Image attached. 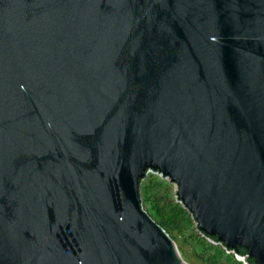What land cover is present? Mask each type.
<instances>
[{
    "label": "water",
    "instance_id": "water-1",
    "mask_svg": "<svg viewBox=\"0 0 264 264\" xmlns=\"http://www.w3.org/2000/svg\"><path fill=\"white\" fill-rule=\"evenodd\" d=\"M149 168L264 264V0H0V264H188Z\"/></svg>",
    "mask_w": 264,
    "mask_h": 264
},
{
    "label": "trees",
    "instance_id": "trees-1",
    "mask_svg": "<svg viewBox=\"0 0 264 264\" xmlns=\"http://www.w3.org/2000/svg\"><path fill=\"white\" fill-rule=\"evenodd\" d=\"M139 183L140 205L142 209L159 227L163 228L171 238L172 236L170 233H172V231L176 230L178 233H183L194 224L195 228L198 230L193 214L183 207L181 203L173 200L168 182L155 177H147ZM199 234L202 235L201 232H199ZM199 239L202 242L200 246L201 251H197L196 254L204 264H244L242 262H236L234 259L232 261L230 260V257L236 251L245 256L247 264H256L254 257L248 254L243 244L237 245V248L232 250L228 247L225 248L224 245L219 243L220 246H216L214 251H211V248L215 245L211 244L208 240L214 244H218L217 236L205 234L202 236L199 235ZM226 250H232L231 252L233 254L226 253Z\"/></svg>",
    "mask_w": 264,
    "mask_h": 264
},
{
    "label": "rangeland",
    "instance_id": "rangeland-1",
    "mask_svg": "<svg viewBox=\"0 0 264 264\" xmlns=\"http://www.w3.org/2000/svg\"><path fill=\"white\" fill-rule=\"evenodd\" d=\"M151 177V176H149ZM170 185V194L175 201L174 198V185L170 182H168ZM173 241L176 245L177 251L179 253V256L181 257L182 260H184L188 264H204L203 261L197 256L196 252L201 251L200 246L202 242L199 239V231L195 228V224L185 230L183 233H178L176 230L172 231L170 233ZM199 234V235H198ZM211 244L215 245L213 248H211V251H214L216 246H220V244H214L210 240H208ZM226 253H232L231 251L226 250ZM233 254V253H232ZM236 260V262H242L245 264V262L242 259H238L234 254L230 257V260ZM225 262L224 260H222ZM227 264V263H225Z\"/></svg>",
    "mask_w": 264,
    "mask_h": 264
},
{
    "label": "built area",
    "instance_id": "built-area-1",
    "mask_svg": "<svg viewBox=\"0 0 264 264\" xmlns=\"http://www.w3.org/2000/svg\"><path fill=\"white\" fill-rule=\"evenodd\" d=\"M162 175H163V174H162L160 171L158 172V170H153V169L149 168V169L146 171L145 177H144L143 179H145V178L151 176V177H155V178H158V179L164 180V181H166V182H170V180L168 179V177H165V176H162ZM170 183H172V182H170ZM172 184L174 185V198H175V200H176L178 203H180V202L177 200V197H176V195H175V191H176L175 184H174V183H172ZM167 234H168V233H167ZM168 235H169V234H168Z\"/></svg>",
    "mask_w": 264,
    "mask_h": 264
}]
</instances>
